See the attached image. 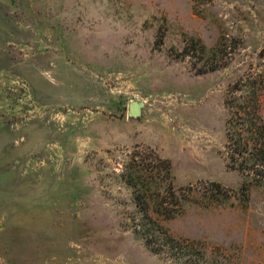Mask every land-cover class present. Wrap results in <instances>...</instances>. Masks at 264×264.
Returning <instances> with one entry per match:
<instances>
[{"label": "rangeland", "instance_id": "374dc122", "mask_svg": "<svg viewBox=\"0 0 264 264\" xmlns=\"http://www.w3.org/2000/svg\"><path fill=\"white\" fill-rule=\"evenodd\" d=\"M247 76L264 85V0H0V264H264V180L227 166ZM156 157L159 197L185 199L149 211L172 253L145 246L121 178L161 177Z\"/></svg>", "mask_w": 264, "mask_h": 264}, {"label": "trees", "instance_id": "16d2710c", "mask_svg": "<svg viewBox=\"0 0 264 264\" xmlns=\"http://www.w3.org/2000/svg\"><path fill=\"white\" fill-rule=\"evenodd\" d=\"M258 76H247L237 81L224 101L227 110V120L225 123L226 153L228 156L227 166L230 169L239 171L242 174L251 176L254 182L261 183L264 180V85L257 82ZM163 167L160 172L153 174L154 170L148 167L140 172L124 173L121 178L130 189L133 201L140 216V230L146 228L144 232H139L145 246L153 253H172L175 249L183 247L182 242L171 237L166 229L160 226L149 214L166 220L177 216L185 199L180 198L172 202H166L160 198V193L172 195L169 181L171 180V170L168 160L154 158ZM165 184V185H164ZM214 187L219 189L217 184ZM164 189L161 191V188ZM153 191V192H151ZM148 195V196H147ZM156 196L157 201L150 207L147 199ZM147 199V200H146ZM153 199V197H151ZM165 199V198H164ZM153 235L157 240L152 243ZM159 240L162 244H159ZM187 247V246H186ZM189 256L187 253L177 256L170 254L174 259L188 258L182 264H200L202 251H195Z\"/></svg>", "mask_w": 264, "mask_h": 264}, {"label": "water", "instance_id": "95a60500", "mask_svg": "<svg viewBox=\"0 0 264 264\" xmlns=\"http://www.w3.org/2000/svg\"><path fill=\"white\" fill-rule=\"evenodd\" d=\"M143 108V103L142 102H130L128 106V117L130 118H138L141 115V111Z\"/></svg>", "mask_w": 264, "mask_h": 264}]
</instances>
